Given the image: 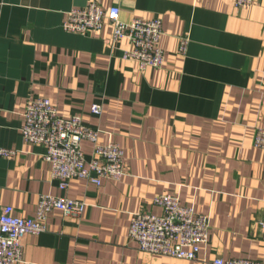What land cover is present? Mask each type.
Listing matches in <instances>:
<instances>
[{
  "label": "crops",
  "instance_id": "1",
  "mask_svg": "<svg viewBox=\"0 0 264 264\" xmlns=\"http://www.w3.org/2000/svg\"><path fill=\"white\" fill-rule=\"evenodd\" d=\"M91 0H0V208L32 216L41 194L84 200L81 215L48 212L46 229L21 237L19 264H212L216 257L264 260V0H96L120 18L161 19V67L140 70L109 49L105 22L67 32L66 11ZM189 39L179 51V39ZM45 97L61 117L80 115L98 141L123 149L124 175L97 186L50 178L45 147L21 137L28 99ZM102 106L92 113V103ZM87 157L92 144L81 141ZM207 213L208 240L195 259L141 251L128 239L131 214L160 213L159 194Z\"/></svg>",
  "mask_w": 264,
  "mask_h": 264
},
{
  "label": "built area",
  "instance_id": "2",
  "mask_svg": "<svg viewBox=\"0 0 264 264\" xmlns=\"http://www.w3.org/2000/svg\"><path fill=\"white\" fill-rule=\"evenodd\" d=\"M254 1L234 0V4L236 7L249 6ZM105 22H109L112 27L110 50L117 48L122 40H127L129 47L121 48L123 59L136 61L140 70L163 65L164 50L158 45L162 26L158 17L123 21L117 5L104 8L98 1L91 0L84 7H73L66 11L61 27L67 32L85 34L100 29ZM188 43V37L182 35L178 47L181 53L187 51ZM90 109L92 113L100 115L102 106L95 102ZM23 117L22 139L45 147L43 157L50 162V178L60 189H66L74 177L99 186L103 179L118 180L124 175L123 149L116 142L99 143V129L85 125L80 115L61 117L48 98L32 97L26 102ZM82 140L92 144L89 157L81 147ZM253 144L264 149V128L257 129ZM14 153V149L0 146V156L10 157ZM152 204L160 207L161 212H133L127 232L128 239L139 250L147 253L195 259L200 246L208 240L209 215L195 211L192 205L181 204L176 195L166 193L153 197ZM85 205L84 200L43 193L39 196L32 216H18L12 206H2L0 264H19L23 260L21 237L43 232L50 210L58 208L65 215L79 216ZM258 223L264 229V221ZM212 264H264V260L216 257Z\"/></svg>",
  "mask_w": 264,
  "mask_h": 264
}]
</instances>
